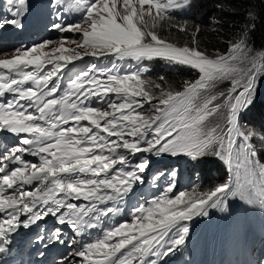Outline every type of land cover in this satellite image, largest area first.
<instances>
[{
	"label": "rangeland",
	"instance_id": "374dc122",
	"mask_svg": "<svg viewBox=\"0 0 264 264\" xmlns=\"http://www.w3.org/2000/svg\"><path fill=\"white\" fill-rule=\"evenodd\" d=\"M182 1L156 0V4L160 5L157 9L155 5L147 4V0H103L92 8L89 21L75 33V39L58 40L41 51L74 58L117 50L119 66H124L129 60L138 68V64L149 57L157 62L170 61L183 65L187 72L180 85L183 89L177 92L172 87L157 83L151 84L150 88L138 78L118 82L113 89L124 91L127 101L135 102L144 112L143 115L125 118L123 125L127 128L131 125L128 130H133V136H146L157 110H168L175 115L176 122L182 121L178 129L191 126L179 132V135L182 134L179 145L213 149L220 145L221 132L239 111L236 89L248 86L250 79L263 81L264 68L260 67V58L255 55V50L259 48L249 41L248 48L253 49L252 53L247 49L242 51L239 46L244 39L243 24L234 35H212L219 8L213 11L211 19L204 21L197 18L195 24L188 22L192 18L177 20L165 13L167 4L177 6ZM199 2L195 0L194 12ZM112 33L119 34L120 38L109 39ZM196 36L202 51L196 49L189 39ZM229 42H237L238 46L230 50ZM262 88H255V102L261 98ZM125 105H119L111 112L129 107ZM135 125L138 127L132 129ZM245 131L247 143L255 130L245 126ZM253 143L256 147L263 145L258 139H254ZM174 148L173 141L165 150L171 152Z\"/></svg>",
	"mask_w": 264,
	"mask_h": 264
},
{
	"label": "snow or ice",
	"instance_id": "6c2138e0",
	"mask_svg": "<svg viewBox=\"0 0 264 264\" xmlns=\"http://www.w3.org/2000/svg\"><path fill=\"white\" fill-rule=\"evenodd\" d=\"M191 2L192 0H187V2L182 5V7L183 8L187 7ZM92 3L96 4V0H94V2ZM61 4L64 5V0H53V6L61 5ZM147 4L155 5L157 9H159L160 7L159 4H156V0H147ZM27 5H28V0H4L3 4H0V7L6 8L8 14L0 18V28H4L5 25H11L12 27L22 28L23 26L22 17L24 15H27V11H28ZM21 6L23 7L21 8ZM65 10L69 11V8L65 7L64 5V11ZM17 17H20V18L17 19ZM247 18L250 21H254L256 19V15L252 10H249ZM102 19H104V17H102ZM72 26L73 25L71 24L64 26L61 23H55L53 25V29L55 31H61V30L66 31L70 29ZM244 28L246 29V31L243 33L244 39L240 42L239 46L241 47L242 51L244 49H247L249 53H252L253 49L248 48L247 37L250 35L252 31H254L255 24L254 23L245 24ZM182 30L186 31L187 29H182ZM197 35H199L198 32H197ZM108 38L109 39H119L120 36L117 33H112ZM50 43H53V41L49 40V41L42 42L39 44V47L42 50L47 44H50ZM237 46H238L237 42H229V45H228L230 50L233 48H236ZM35 47L36 46H31V47L25 48V50L26 51L31 50V51H28V54L30 55L32 54V52L35 51ZM13 51L17 54L12 59L13 60L20 59L21 58L19 56L20 49L17 48ZM255 55L260 58V61H261L260 67L264 68V48L255 50ZM38 59H40V57H38ZM253 84L255 85V87L253 86ZM256 87H264V84H262L261 79L258 81H255L254 79H250L248 86L236 89V100H237V103L239 104V111L237 112V115H236L237 124H239L242 113L248 111L255 104V88ZM165 131H166V135L161 140H159L155 146L161 155H165V154L168 155L169 153H165L164 149L174 140H179L182 138V134L178 135L179 129L169 128ZM224 139L228 140V137L225 135ZM254 139H260L264 141V134H254L253 136L248 138L247 148L250 149V155H248L247 153L244 154V160L247 161L248 163H251L252 158H256L258 163L260 161L261 153L256 151V146L253 143ZM234 147L235 145L232 143V141L228 140V148L231 149ZM221 148L223 150V145L221 146ZM170 154L176 155L177 153L173 152ZM229 154L231 155V153ZM147 168H148V164H145L143 170H146ZM235 168L236 170L234 174L230 175L228 177V180L225 183L216 186L215 189H213L209 193L203 194V195H207V199L191 204L188 208L184 209L183 211L170 213L169 215L165 217L163 221H161V224L164 227H169L172 224L179 223L181 219L190 221L193 218L192 214L196 216L200 215V212L198 211V209L202 208V206L204 205L209 204L216 197H220V199L217 200L216 203H220L221 201H223L226 204L228 197L224 196L223 194L228 193L231 196H235L236 191H233V187H235L237 191H241L242 193H245V194L248 192H251L256 197H264V186H258L254 182L255 175H254L253 170L251 168L246 167L245 163L241 162L240 160L237 161ZM230 171H231V168H230ZM177 174H178L177 170H169L167 172L161 171L160 173L154 174V176L156 179H159L160 177H163V176H167V175L175 176ZM262 175H264V173H262ZM215 206L216 204L213 203L212 207H215ZM49 215H55V213L45 212L43 216L41 217L40 221L45 220L47 217H49ZM203 215L207 216L208 212H204ZM17 219H19L20 221L18 225L15 223ZM28 220H29L28 216H24L20 218L13 217L11 219H8L5 215L0 216V254L7 251L8 246L12 243L11 239L5 236L4 233L12 231L13 228H16L18 230L20 227H28L29 226ZM40 221H37V222H40ZM56 223L57 224L60 223L59 219L56 220ZM189 231H190V227H185L183 229V232L185 234H187ZM54 232L60 234L59 236H57L56 242L64 243L62 230L60 228H57V229H54ZM166 234L167 233H165V235ZM50 236H51V233H50ZM185 242H186L185 239H178L175 241V244H182ZM47 245L48 244L46 243L44 246L46 247ZM68 247L71 249V241H68ZM172 251H173V248L169 246L163 253L164 258L166 259L167 256L170 255ZM82 255L83 254L80 253L77 255V258L75 261H70V260H66V257H67V254H66L64 257H59L55 261H53V264H79V261ZM154 264H157V262L154 261Z\"/></svg>",
	"mask_w": 264,
	"mask_h": 264
},
{
	"label": "trees",
	"instance_id": "16d2710c",
	"mask_svg": "<svg viewBox=\"0 0 264 264\" xmlns=\"http://www.w3.org/2000/svg\"><path fill=\"white\" fill-rule=\"evenodd\" d=\"M199 4L200 6L197 9V13L199 15L195 19L189 20L188 22L195 24V20L197 18H199V20L207 21L208 18H212L213 11L215 12V10L219 8L218 21L216 22L214 27L215 31L212 35H220L222 37L231 36L232 34H235L236 29L241 27V24L245 25L254 23V31L250 33L247 39L253 46H256L259 49L264 48V0H200ZM249 10H252L256 15V19L254 21H250L247 18ZM163 35L167 39L173 40V38L169 35ZM185 39H187V37H185ZM189 39L191 40V43H193L194 47L199 49V37H190ZM199 51H202V49H199ZM262 72L264 74V70H262ZM184 78V72L182 69L175 72L162 69L160 72H157L155 76H149L144 80L147 85H150V88L152 87L151 84L157 83V85H166V87H172L175 91H179L183 88L180 87V85ZM262 84H264V80L262 81ZM261 90H264V87ZM260 96L261 98L259 99V104L256 108H254L253 111L250 109L248 111L250 112L249 118L253 121L260 120V116L264 112V92ZM250 124L253 130H259L257 123ZM262 130L264 132V128ZM220 181L221 180L215 181L212 187L217 185Z\"/></svg>",
	"mask_w": 264,
	"mask_h": 264
},
{
	"label": "bare ground",
	"instance_id": "6f19581e",
	"mask_svg": "<svg viewBox=\"0 0 264 264\" xmlns=\"http://www.w3.org/2000/svg\"><path fill=\"white\" fill-rule=\"evenodd\" d=\"M194 19H195V18H194ZM96 187H97V188H99V187H100V184H99V183H97V184H96Z\"/></svg>",
	"mask_w": 264,
	"mask_h": 264
}]
</instances>
